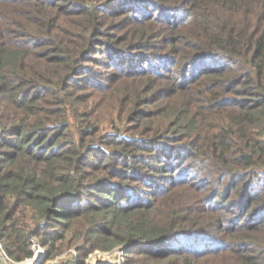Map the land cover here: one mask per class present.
I'll return each mask as SVG.
<instances>
[{
	"label": "trees",
	"instance_id": "trees-1",
	"mask_svg": "<svg viewBox=\"0 0 264 264\" xmlns=\"http://www.w3.org/2000/svg\"><path fill=\"white\" fill-rule=\"evenodd\" d=\"M33 240L264 264V0H0V242Z\"/></svg>",
	"mask_w": 264,
	"mask_h": 264
},
{
	"label": "built area",
	"instance_id": "built-area-1",
	"mask_svg": "<svg viewBox=\"0 0 264 264\" xmlns=\"http://www.w3.org/2000/svg\"><path fill=\"white\" fill-rule=\"evenodd\" d=\"M118 249V254L120 255L119 256V262L118 264H121L122 263V259H123V255H122V248L121 247H117ZM33 250H34V253L31 257L29 258H26L25 260H22V261H14V260H11L5 253L3 247H2V244L0 242V264H11V263H20V264H25L26 263V260L28 259V263L27 264H36L37 261H39L41 259V256L43 254V248L33 240ZM91 255V253H90ZM57 259L55 258H48L44 261L43 264H55ZM33 263H32V262ZM36 261V263H34ZM93 263V262H91ZM86 264H89V262L86 261Z\"/></svg>",
	"mask_w": 264,
	"mask_h": 264
},
{
	"label": "rangeland",
	"instance_id": "rangeland-1",
	"mask_svg": "<svg viewBox=\"0 0 264 264\" xmlns=\"http://www.w3.org/2000/svg\"><path fill=\"white\" fill-rule=\"evenodd\" d=\"M118 253L119 252H118L117 248H113L111 250H105V251H94L91 253V255L89 254L87 256L86 261L89 262V264H91V262H94L97 257H100L102 259L107 260L108 262H111L112 264H118L119 256H120ZM66 257H67V253L64 252V253L60 254V256L58 258L59 259H65ZM55 259H57V258L55 257ZM40 260L37 261V263H36V261L34 263L40 264ZM27 263H28V259L26 260L25 264H27ZM11 264H14V263H11ZM15 264H20V263H15Z\"/></svg>",
	"mask_w": 264,
	"mask_h": 264
}]
</instances>
